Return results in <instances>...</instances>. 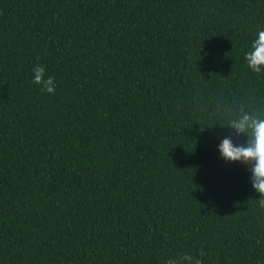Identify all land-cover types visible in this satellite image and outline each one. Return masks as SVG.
I'll use <instances>...</instances> for the list:
<instances>
[{"label":"trees","instance_id":"obj_1","mask_svg":"<svg viewBox=\"0 0 264 264\" xmlns=\"http://www.w3.org/2000/svg\"><path fill=\"white\" fill-rule=\"evenodd\" d=\"M261 30L264 0H0V264H264L253 165L219 151L264 118Z\"/></svg>","mask_w":264,"mask_h":264},{"label":"clouds","instance_id":"obj_2","mask_svg":"<svg viewBox=\"0 0 264 264\" xmlns=\"http://www.w3.org/2000/svg\"><path fill=\"white\" fill-rule=\"evenodd\" d=\"M248 68L256 74L264 72V30L257 34L252 42L251 50L245 54ZM33 82L48 94H55V78L46 76L43 65H35L33 68ZM229 127L237 135L247 136L246 146H236L232 139L227 137L219 145L222 158L229 162H242L252 164L251 183L256 192L261 196L259 204L264 207V118L251 112L240 110V114L231 120ZM206 253L200 250L198 256L203 257ZM164 264H203V261L189 253H181L176 257L167 259Z\"/></svg>","mask_w":264,"mask_h":264}]
</instances>
